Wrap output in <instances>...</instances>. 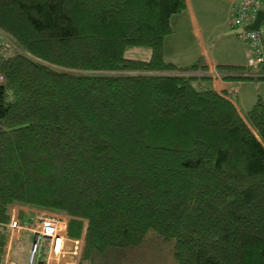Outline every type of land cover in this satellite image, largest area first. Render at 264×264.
Returning <instances> with one entry per match:
<instances>
[{
    "label": "trees",
    "instance_id": "trees-1",
    "mask_svg": "<svg viewBox=\"0 0 264 264\" xmlns=\"http://www.w3.org/2000/svg\"><path fill=\"white\" fill-rule=\"evenodd\" d=\"M185 7L0 0V264L17 206L67 216L78 264L149 230L178 264H264V103L242 113L207 65L164 58ZM216 68L264 80V65Z\"/></svg>",
    "mask_w": 264,
    "mask_h": 264
},
{
    "label": "rangeland",
    "instance_id": "rangeland-1",
    "mask_svg": "<svg viewBox=\"0 0 264 264\" xmlns=\"http://www.w3.org/2000/svg\"><path fill=\"white\" fill-rule=\"evenodd\" d=\"M207 4H201L200 9L206 10L207 12V26H208V46L211 47V51L221 57H228L229 53L235 50L237 47H241L245 52L247 51L246 46L241 41L238 44L233 40L231 35L224 34L226 31H229L230 28V0H206ZM228 9V11H227ZM199 13V12H198ZM197 13V14H198ZM228 17V21H227ZM203 23V17L200 16ZM205 23V25H206ZM226 27V29H225ZM225 29V30H224ZM195 45V43H194ZM196 48V47H195ZM197 49V48H196ZM128 56L135 58L146 59L149 55L147 48L144 47H133L127 50ZM200 57V55H198ZM201 61L204 62L203 57L197 63L201 64ZM246 71L252 70L255 71L256 67L244 66ZM207 73V72H205ZM221 75V74H220ZM219 75V76H220ZM1 79V77H0ZM239 83V84H238ZM255 84H249V82H236L229 81L224 85V88L228 92V95L232 96L236 102V106L240 112L244 113L248 110L251 105L256 101L258 97L262 95L264 103V86L258 87L254 86ZM261 94V95H260ZM238 98V101L235 100ZM261 100V99H260ZM24 210L27 212L26 219L21 220L20 215H18L19 210ZM15 216H17L22 223V225L29 226L30 215H56L61 216L62 218L67 217L64 214L59 212L38 209V208H29V207H16L13 209ZM29 231V230H27ZM8 242L14 241L15 237L18 239L17 234L11 236L7 231ZM32 233V231H30ZM70 238V237H69ZM32 239V235L28 232H24L20 240L14 242L12 247L11 256L16 258L15 261H25L27 259V246ZM74 239V238H70ZM77 243V253L75 255L76 262L78 264L82 248H83V237L75 238ZM74 240L71 241L72 245ZM6 251L4 255V264H12L5 261ZM95 264H178L174 257V239L173 238H163L161 236H156V234L149 230L146 233L144 240L136 246L129 247H110L105 253L98 255Z\"/></svg>",
    "mask_w": 264,
    "mask_h": 264
},
{
    "label": "crops",
    "instance_id": "crops-1",
    "mask_svg": "<svg viewBox=\"0 0 264 264\" xmlns=\"http://www.w3.org/2000/svg\"><path fill=\"white\" fill-rule=\"evenodd\" d=\"M230 1L232 3L230 4L229 8H231V6L234 3H237L239 0H230ZM201 4H207L206 0H186V7L184 8V10L171 16L170 24L172 27V31L171 33H169L164 37L163 55L167 61H171L178 66H188L197 63L198 61H200L201 57H203L204 62L201 61V64L207 65L208 73L212 75L214 74V77L212 78L211 81V85L216 90L221 91L225 89L224 85L227 84V82H229L230 80H223L219 76L220 73L217 71L216 68L217 65L221 64V65L245 66L248 57V52L247 51L245 52L240 46L237 47L235 50H233L231 53H229L228 57L218 56L211 51V47L208 46L209 37L207 36L208 26L206 23L208 11L206 10L202 11L200 9ZM200 16L203 17L204 20L203 23L201 21ZM227 21H228V17H227ZM230 30H232L231 27L229 28V31ZM227 32L228 31H226L224 34L231 35L233 37V40L237 44L239 41H241L237 34H228ZM198 55H200V57ZM231 81L249 82V84H255L254 86H258V87L264 86V80H260V81L231 80ZM230 97L236 105V102L234 101L233 97L232 96ZM258 98L261 99V101H263L262 95ZM235 100L238 101V98ZM24 232H28L32 235V239L29 242V245L27 246L28 247L27 256H28L29 248L31 246V243L34 241L35 236L30 231H27V229L23 228L17 232L18 239H16L15 237L13 243L12 241L11 243L9 241L7 244V253L5 256L6 263L10 262L12 264H26L27 259L25 261L19 262V261H15L16 258H13L11 256V251L14 242L20 240ZM40 242L43 245L42 256H41L42 262H44L47 256L50 257L49 259L51 260V262L49 261L50 264H74L76 262V258H75L76 254H73L72 252L74 249V245H72L71 241H67L65 243V247L62 255H53V254L48 255L49 248L47 244L42 239H40Z\"/></svg>",
    "mask_w": 264,
    "mask_h": 264
},
{
    "label": "built area",
    "instance_id": "built-area-1",
    "mask_svg": "<svg viewBox=\"0 0 264 264\" xmlns=\"http://www.w3.org/2000/svg\"><path fill=\"white\" fill-rule=\"evenodd\" d=\"M259 11H263V16L256 29L249 26L254 23ZM231 29H241L237 33L238 37L247 48V66L259 67L264 65V0H239L230 8ZM67 217L62 218L56 215H30L29 226L22 225L19 218L12 210L10 220L6 225L11 236L25 228L32 231L35 238L29 248L26 264H50V257L41 261L43 245L40 239L47 244L49 254L62 255L65 243L73 241V254L77 253L76 239H70L66 234Z\"/></svg>",
    "mask_w": 264,
    "mask_h": 264
},
{
    "label": "water",
    "instance_id": "water-1",
    "mask_svg": "<svg viewBox=\"0 0 264 264\" xmlns=\"http://www.w3.org/2000/svg\"><path fill=\"white\" fill-rule=\"evenodd\" d=\"M262 16H263V11H259L256 20L254 21L253 24H251V25L249 26V28H251V29H256V28L258 27V23H259L260 19L262 18ZM240 31H241V29H232V30L228 31L227 33H228V34H237V33H239Z\"/></svg>",
    "mask_w": 264,
    "mask_h": 264
}]
</instances>
